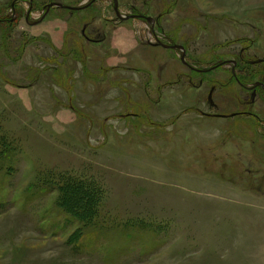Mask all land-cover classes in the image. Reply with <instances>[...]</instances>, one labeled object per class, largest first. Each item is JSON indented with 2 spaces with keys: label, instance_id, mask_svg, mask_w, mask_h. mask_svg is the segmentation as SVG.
Listing matches in <instances>:
<instances>
[{
  "label": "rangeland",
  "instance_id": "rangeland-1",
  "mask_svg": "<svg viewBox=\"0 0 264 264\" xmlns=\"http://www.w3.org/2000/svg\"><path fill=\"white\" fill-rule=\"evenodd\" d=\"M14 1L0 264H264V0ZM68 178L102 192L90 225L28 192Z\"/></svg>",
  "mask_w": 264,
  "mask_h": 264
},
{
  "label": "trees",
  "instance_id": "trees-1",
  "mask_svg": "<svg viewBox=\"0 0 264 264\" xmlns=\"http://www.w3.org/2000/svg\"><path fill=\"white\" fill-rule=\"evenodd\" d=\"M57 74L61 75L62 72L57 71ZM14 152L15 149L13 147L10 150L6 148L5 152H3V162L0 164V170L5 169L7 173L14 172L17 165V154ZM94 186L93 183L81 180L76 181L71 178L66 179V181L49 179L40 185L34 183L28 188V192L34 197L38 193H53L57 191V207L64 214L77 220L80 225L85 227L94 222L96 204L99 199L98 194L102 193L100 190L97 193ZM78 233H80V230L74 233L75 239L80 237Z\"/></svg>",
  "mask_w": 264,
  "mask_h": 264
},
{
  "label": "water",
  "instance_id": "water-1",
  "mask_svg": "<svg viewBox=\"0 0 264 264\" xmlns=\"http://www.w3.org/2000/svg\"><path fill=\"white\" fill-rule=\"evenodd\" d=\"M96 1H97V0H91L90 3H89V5L95 3ZM115 1L117 2V0H115ZM89 5H88V6H89ZM54 6H59V5H57V4H51V5H49V6L47 7V11L44 13L42 19H41L40 21H38L37 23H35L34 25H38L40 22H42V21L46 18V16L48 15L50 9H51L52 7H54ZM59 7H60V6H59ZM85 8H87V5L84 6L82 9H79V10H83V9H85ZM1 21H2V20L0 19V22H1ZM163 46H164V47H169V46H165V45H163ZM171 48H177V49H181V50H183L182 46H174V47L171 46ZM182 61L185 62V59H183Z\"/></svg>",
  "mask_w": 264,
  "mask_h": 264
},
{
  "label": "flooded vegetation",
  "instance_id": "flooded-vegetation-1",
  "mask_svg": "<svg viewBox=\"0 0 264 264\" xmlns=\"http://www.w3.org/2000/svg\"><path fill=\"white\" fill-rule=\"evenodd\" d=\"M17 2H18V0H15L14 3H13V5H15V3H17ZM234 62H235V63L233 64V66H234V69H233V70H234V73H235V72L237 71V68H238V66H239V63H238V61L235 60V59H234ZM229 63H230V61H229ZM218 66L223 67V66H225V64H224V63H220ZM215 68H216V67H215ZM236 81L239 82L237 79H236ZM258 85H260V84H256L255 87H258ZM255 87H254V88H255Z\"/></svg>",
  "mask_w": 264,
  "mask_h": 264
}]
</instances>
